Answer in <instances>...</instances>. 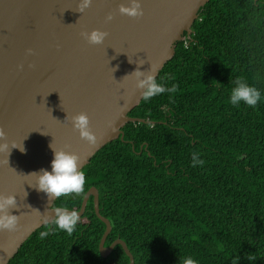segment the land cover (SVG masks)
Instances as JSON below:
<instances>
[{"label":"trees","instance_id":"trees-1","mask_svg":"<svg viewBox=\"0 0 264 264\" xmlns=\"http://www.w3.org/2000/svg\"><path fill=\"white\" fill-rule=\"evenodd\" d=\"M184 37L156 77L175 91L142 98L128 116L146 123L126 124L53 207L79 211L96 188L104 246L122 240L134 264H264V99L230 103L237 78L264 97V0H209ZM105 229L91 197L71 234L46 224L8 264H129L120 245L100 255Z\"/></svg>","mask_w":264,"mask_h":264},{"label":"water","instance_id":"water-1","mask_svg":"<svg viewBox=\"0 0 264 264\" xmlns=\"http://www.w3.org/2000/svg\"><path fill=\"white\" fill-rule=\"evenodd\" d=\"M208 1L139 0L143 15L131 18L119 11L131 0H92L83 12L82 0H0V197L15 196L10 214L19 217L15 231H0V264L54 220L57 198L37 190L41 170L51 171L53 148L76 155L82 170L105 145L123 140L126 124L146 123L128 116L143 98L135 73L157 77L184 35L191 39ZM94 30L108 34L100 45L82 35ZM79 114L89 117L94 143L74 128ZM91 197L106 226L100 255L120 245L134 264L122 240L104 246L112 227L96 188L85 194L79 219Z\"/></svg>","mask_w":264,"mask_h":264},{"label":"clouds","instance_id":"clouds-1","mask_svg":"<svg viewBox=\"0 0 264 264\" xmlns=\"http://www.w3.org/2000/svg\"><path fill=\"white\" fill-rule=\"evenodd\" d=\"M92 0H82L80 11L83 12L89 8ZM120 14L131 18H137L143 15L142 5L139 0H131L128 6H121ZM112 17L109 16L108 20ZM85 39L92 45H100L107 37L106 32L94 30L91 33H82ZM143 73L137 71L135 76L139 81L136 87L142 89V97L144 100L162 95L166 92H174L175 88H167L158 81L155 76L149 75L143 80H139ZM264 97L261 91L249 85L243 78H237L235 87L231 90L230 103L233 106L246 104L250 107H255ZM74 128L79 132L82 139L94 143L95 136L89 129V117L86 114H79L72 119ZM20 151H24L23 145L17 146ZM54 157L51 163V171L41 170L38 176L37 190L42 191L50 197L59 198L73 193H81L84 190L86 183L85 174L80 170L79 158L69 152L63 150H56L53 148ZM203 160L199 158L198 153H193L192 164L202 165ZM16 205L15 196L0 197V231H15L19 222V217L10 214L11 210ZM55 213L54 224L58 229L71 234L79 221V214L76 211H71L67 207H56L53 209ZM47 223V221H44ZM49 235V232L42 231L40 237L43 239ZM183 264H198V261L192 257H187L183 260Z\"/></svg>","mask_w":264,"mask_h":264}]
</instances>
